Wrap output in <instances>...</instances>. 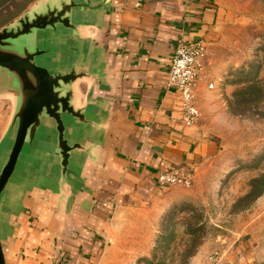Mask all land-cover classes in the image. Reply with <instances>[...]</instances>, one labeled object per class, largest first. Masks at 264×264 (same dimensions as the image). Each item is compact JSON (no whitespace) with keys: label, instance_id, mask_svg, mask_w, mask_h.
I'll return each instance as SVG.
<instances>
[{"label":"crops","instance_id":"0c3cea01","mask_svg":"<svg viewBox=\"0 0 264 264\" xmlns=\"http://www.w3.org/2000/svg\"><path fill=\"white\" fill-rule=\"evenodd\" d=\"M96 3L103 5L77 12L76 20L89 23L85 36L62 33L50 63L61 71L76 63L92 74L77 82L75 104L86 105L94 124L68 121L66 133L89 150L71 153L64 197L52 137L22 151L0 201L4 264H100L126 225L122 216L171 187L157 184L160 171L192 175L216 152L199 115L184 123L179 97L166 84L179 42L204 41L206 56L221 40V0ZM3 98L11 108L0 140L14 109L13 98ZM8 151L0 154V170ZM214 264L262 263L237 248Z\"/></svg>","mask_w":264,"mask_h":264},{"label":"rangeland","instance_id":"374dc122","mask_svg":"<svg viewBox=\"0 0 264 264\" xmlns=\"http://www.w3.org/2000/svg\"><path fill=\"white\" fill-rule=\"evenodd\" d=\"M39 1L4 2L0 28ZM221 2L222 37L203 60L197 107L216 152L187 185L122 216L100 264H214L237 248L264 262V0ZM10 108L0 99V134Z\"/></svg>","mask_w":264,"mask_h":264},{"label":"water","instance_id":"95a60500","mask_svg":"<svg viewBox=\"0 0 264 264\" xmlns=\"http://www.w3.org/2000/svg\"><path fill=\"white\" fill-rule=\"evenodd\" d=\"M41 1L45 3H38L0 28V96L9 95L14 100L9 124L0 140V154L9 148L0 170V201L20 154L22 151L29 154L39 137H52L62 197L65 184L74 173L70 168L71 153L89 150L80 141H69L66 133L68 121L94 124L86 118V105L75 104L77 82L90 79L92 74L76 63L65 71L50 68V63L57 52L55 41L62 33L69 31L78 38L85 36L89 23L76 20L77 12L98 9L103 3ZM0 264H4L1 241Z\"/></svg>","mask_w":264,"mask_h":264},{"label":"built area","instance_id":"2783aa9c","mask_svg":"<svg viewBox=\"0 0 264 264\" xmlns=\"http://www.w3.org/2000/svg\"><path fill=\"white\" fill-rule=\"evenodd\" d=\"M206 50L202 40L179 42L171 59L166 87L177 93L178 106L187 125L198 118L196 96L199 81H203L205 76L203 60ZM190 180L191 175H182L175 170L160 171L157 175V184L160 186L187 185Z\"/></svg>","mask_w":264,"mask_h":264},{"label":"trees","instance_id":"16d2710c","mask_svg":"<svg viewBox=\"0 0 264 264\" xmlns=\"http://www.w3.org/2000/svg\"><path fill=\"white\" fill-rule=\"evenodd\" d=\"M7 0H0V6L2 5V4H4V2H6Z\"/></svg>","mask_w":264,"mask_h":264}]
</instances>
